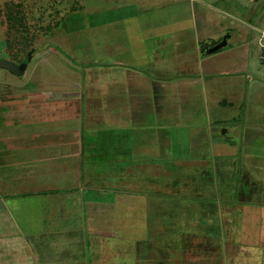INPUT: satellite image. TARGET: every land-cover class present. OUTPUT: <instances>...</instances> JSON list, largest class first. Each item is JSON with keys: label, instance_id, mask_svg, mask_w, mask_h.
Returning a JSON list of instances; mask_svg holds the SVG:
<instances>
[{"label": "rangeland", "instance_id": "obj_1", "mask_svg": "<svg viewBox=\"0 0 264 264\" xmlns=\"http://www.w3.org/2000/svg\"><path fill=\"white\" fill-rule=\"evenodd\" d=\"M177 2L0 0V58L20 62L31 48H36L23 76L0 68L1 163L6 157L5 160L14 161L18 157L31 159L34 156L39 170L48 169L55 177L66 172L63 179H67L65 175L69 173H76L79 164L84 174L81 185L84 190L90 191H101L114 183L117 184L114 186L125 190L150 188L166 194L179 192L174 196L180 197V201H172L170 197L169 202L161 203L166 207L163 209L165 213L169 211L172 217V213L183 210L185 215L180 219L181 226L187 222L197 225L200 214L213 220V214L215 218H220L223 233L225 201H216L213 197L217 207L214 212H211L213 207H210V212L200 211L198 204L187 205L189 203L184 202L186 196L199 194L205 199L217 193L213 185L203 187H206L207 181L209 185L217 182V167L220 164L233 167L223 169L227 171L228 182L232 176L236 184L241 182L234 189L236 199H242V192H246V201H252L254 194L255 197H264V186L259 185L264 182V155L258 156L260 165H257L254 162L256 157L246 158L242 144L245 127H264V68L258 69L257 61L251 57L248 69L247 58L242 56L241 50L223 51L226 47H222L204 56L193 52L196 37L202 39L211 35L208 39L211 42L218 39L217 33H221L222 37L230 33L226 27L232 21L236 22L219 9L203 7L198 0H180L182 11L189 15L184 18L193 19L190 27L182 25L183 20H175L167 28L165 25L150 27L148 22L165 21L178 13L168 8ZM128 22L135 25L134 31L146 22L148 33L154 34L147 37L145 45L150 62L143 64L140 70L152 79H162L164 88L156 87L157 91L153 85L152 91L149 87L148 90L137 87V91H133L139 101L137 109H145L149 119L134 120V153L131 159L121 161L114 157L112 141L107 138L104 141L102 137L109 135L117 125L112 112H108L113 109L115 97L132 95L130 88L126 87L122 92L116 90L115 96L114 89L117 79L126 77V70L135 65ZM146 23L144 26L147 27ZM119 63H122V68L118 67ZM236 64L241 65L243 70L230 74L227 69ZM206 71H211V74L207 72L204 76ZM177 73L175 80L168 83V75ZM232 85L240 86L238 93ZM147 91H150V97L145 96ZM164 103L165 113L162 109L158 113L157 106ZM178 127H187V137L173 135L180 133ZM218 141L232 143V150H223L220 145L216 148L211 146ZM180 145L188 146V152L181 151ZM13 148L19 149L18 155L8 152ZM58 148H61L60 154L56 150ZM60 163L65 164L62 166L65 169L58 167ZM244 167L255 174L244 173L246 179L241 178L240 181L243 170L247 169ZM102 172L104 175L98 176ZM97 177L100 178L94 180ZM210 179L214 181L210 182ZM98 180L101 183H95ZM222 181L231 190L226 179ZM25 187L30 186L26 184ZM104 191L108 192L107 189ZM161 220L167 224V230L177 226L174 225L176 218L168 219L167 216L155 218L154 223L149 225L158 228ZM174 237L171 233L170 238ZM122 241L114 239L118 244ZM236 244L238 264H243V260L264 259V253L252 251L248 254L239 240ZM225 247L223 244L224 254L227 255ZM170 249L169 260L163 262L173 264L181 254L177 255V248ZM133 258L126 259L132 261ZM101 262L109 264V259L102 258Z\"/></svg>", "mask_w": 264, "mask_h": 264}, {"label": "crops", "instance_id": "obj_2", "mask_svg": "<svg viewBox=\"0 0 264 264\" xmlns=\"http://www.w3.org/2000/svg\"><path fill=\"white\" fill-rule=\"evenodd\" d=\"M176 1L179 2L168 8H173L178 13L172 14L165 21L148 22L151 28L158 25H165L167 28L173 25L175 20H183L182 25L184 23L187 27L191 26L193 19L184 18L189 15L182 11L183 4L180 3V0ZM198 4L210 9L216 8L217 11L225 13L230 20L236 21H232L230 26L226 27L230 29L228 30L230 35L227 38V44L223 46L226 47L223 48V51L237 52V50H241L242 56L247 58L248 69L251 57L257 61L258 69L264 68L260 62L261 43L264 44V0H198ZM128 23L131 27L128 33L132 43L131 53L134 56L135 65L131 66L130 70H126V77L121 76L117 79V86L115 85L114 89L115 96L116 90L122 92L126 87L130 88L132 95L115 97L113 109L108 112L109 114L112 112L117 125L110 130L109 135L102 137L104 141H106L105 138L112 141L114 157L121 161L131 159L134 153L133 138L136 131L134 120L149 119L145 109L143 111L137 109L139 101L133 91H137V87L147 90L149 87V90L152 91L153 85L156 90L164 88L162 79H152L149 74L140 70L143 64L150 62L149 51L145 45L147 37L154 34L148 33L149 25L146 22L139 25L140 29L136 27V31H134L135 25L132 22ZM145 23L147 27L144 26ZM217 34L218 39H213L211 42L208 41L211 35L202 39L196 37L195 47L193 43L195 49L193 52L202 56L206 55L207 53L200 52L201 43L207 42L209 46L214 45L223 38L221 33ZM139 35L145 36L141 39L136 38ZM118 67L122 68V63H119ZM227 70L232 74V72H241L243 68L236 64ZM207 72L209 75L211 74V71H206L204 76ZM177 75L178 73L168 75L170 77L168 83L172 79L175 80ZM231 77L229 76V78ZM232 86L237 88L238 93L240 86ZM229 89L232 90V87L229 86ZM150 91L145 92V96L150 97ZM163 98L162 95L161 99ZM145 100L148 99L145 98ZM159 102L158 99L157 103L159 104ZM142 105L144 106V104ZM161 109L165 113V103L157 106L158 113ZM161 113L163 112L161 111ZM262 113L264 114L263 111ZM250 127V125L245 127L242 134L243 153H247L246 158L256 157L254 162L260 165L258 156L263 157L264 155V127ZM186 128L178 127L177 130L180 133L173 135H186L188 133ZM77 131L80 133L79 130ZM99 136L101 137V134ZM231 144H223L218 141L211 143V146L216 148V145H220L223 150H232ZM60 149H56L58 153ZM180 150L188 152V146L180 145ZM8 152L18 155L19 149H9ZM33 157L31 159L18 157L14 161L5 160L6 157L5 162L1 163L2 161H0V264H104L101 261L105 257L109 259V264H152L154 261V264H159V260H162L160 264H169L163 261L169 260L170 248L174 250L177 248V255L181 254L173 264H238V254L235 251L238 240L242 243L245 253L246 250L248 254L252 251L264 253V197H255L254 194L252 201H246L245 199H248L245 195L246 192H242V199H236L234 189L241 182L236 184L232 180L233 176L228 182V175H225L227 171L223 170L224 167L233 168L231 165H227V167L220 164L217 167V169L219 168L217 178L219 173L231 188L230 190L227 183L223 182L225 184L224 192L214 194L216 201L222 199L226 206L222 212L225 218V229L222 233L225 235L218 238L211 235L202 236L201 229L195 226L191 230L188 226H181L183 224L180 219L185 215L181 209L176 214L172 213V217L168 210L167 213L165 210L163 211L166 207L161 203L169 202L171 198L172 201L178 200V196L170 198L169 194L149 193L148 189L143 188L125 190L121 186L119 188L114 186L117 185L114 183L103 187L101 191L84 190L85 188L81 185V180L84 178L81 165L77 164L76 173H69L65 175L67 179H63V174L66 172L60 177H55L48 169L47 171L39 170L38 162ZM189 157L186 156V158ZM57 165L60 169H65L62 167L65 165L64 163ZM244 168H247L248 171L246 173V170H243V176L248 172L250 176L255 174L250 168ZM101 174L103 172L98 176H102ZM243 176L239 178L240 181L241 178L246 179ZM99 178H94V180ZM122 180L123 177H121ZM95 183L101 182L98 180ZM26 184L30 187H25ZM259 185L264 186V182L262 181ZM214 188L216 191L218 190L217 182ZM106 189L108 192L104 191ZM149 190L151 189L149 188ZM197 207H200L199 204ZM163 216H167L168 219L176 218L174 225L177 224L181 230L175 228L167 230L168 226L162 220L158 228L149 225L154 223L155 218ZM173 232H177L176 236L174 234V239L170 238V234ZM186 232L193 233V242L191 240L183 243L180 241L179 234ZM206 238L207 240H205ZM114 239L123 241L118 244V242H114ZM171 243H174L172 247ZM223 244L226 246L227 255L224 254ZM179 251L181 252L179 253ZM128 257L134 258L129 261L126 259ZM263 260L259 257L254 260L240 261L243 264H263Z\"/></svg>", "mask_w": 264, "mask_h": 264}, {"label": "trees", "instance_id": "obj_3", "mask_svg": "<svg viewBox=\"0 0 264 264\" xmlns=\"http://www.w3.org/2000/svg\"><path fill=\"white\" fill-rule=\"evenodd\" d=\"M222 180H223V177H221V176H220V178L219 177L217 178V182L221 183V184H218V190H217L218 194H222V192H224V185L225 184H223L224 181H222ZM212 181H214V179H210V182H212ZM207 184L205 185L206 187H203V188L212 187V185H213V188H214V186H215V183H212L211 185H209L210 184L209 181H207ZM221 188L223 189V191H222ZM147 192H149V193L153 192V193H156V194H164V195L166 194L165 192H161L160 190L159 191L158 190H153L152 191V190L148 189ZM167 193H169V192H167ZM177 194H179V192H173V193H171L169 195H170V197H173L174 195H177ZM213 197H215L214 193H213V196L205 197V199L208 200L207 201V200L204 199V197H200L199 194L198 195H192V197L191 196H187L185 202H186V204L189 203L187 205H191L193 203L199 204L200 211L203 210V211H206V212H210V210H211L210 207H213L214 210L213 211L211 210V212H214L217 209V207L215 206V200L213 199ZM179 199H180V197H178V201H179ZM210 203H211V206L209 205ZM180 204L182 205L184 203H180ZM206 204H208V205H206ZM182 206H185V204L182 205ZM198 209H197V211H198ZM211 216L213 217V220H211L208 216L200 214L199 216H197V220H196L197 221L196 222L197 225H190L187 222L185 226H188V227L192 226V228L195 226L198 229L200 228L202 236L211 235V236H217L218 238H221L223 236V233H222V224H221L220 218L219 219L215 218L214 217L215 215H213V214ZM175 229L179 230L180 228L175 227ZM172 234H175V236H176L177 232L176 233L173 232ZM179 235H180V241L182 243L183 242H189V240H191V241L193 240V233L192 232L180 233Z\"/></svg>", "mask_w": 264, "mask_h": 264}, {"label": "water", "instance_id": "obj_4", "mask_svg": "<svg viewBox=\"0 0 264 264\" xmlns=\"http://www.w3.org/2000/svg\"><path fill=\"white\" fill-rule=\"evenodd\" d=\"M229 35H230L229 33L225 34L222 40H220L219 42L215 43L212 46H209L207 42L201 43L200 52L211 53L220 49L221 47L227 44V38ZM35 52H36V48H31L28 51L27 55L20 62H16L14 60L6 59V58H0V68H4L15 75L23 76Z\"/></svg>", "mask_w": 264, "mask_h": 264}, {"label": "built area", "instance_id": "obj_5", "mask_svg": "<svg viewBox=\"0 0 264 264\" xmlns=\"http://www.w3.org/2000/svg\"><path fill=\"white\" fill-rule=\"evenodd\" d=\"M261 46H262V51L260 54V62H261V65L264 67V44L261 43Z\"/></svg>", "mask_w": 264, "mask_h": 264}]
</instances>
